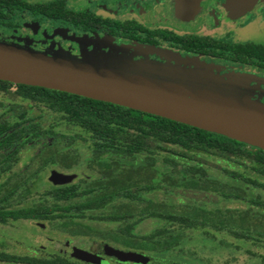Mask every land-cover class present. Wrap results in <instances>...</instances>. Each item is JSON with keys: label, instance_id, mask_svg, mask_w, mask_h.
Masks as SVG:
<instances>
[{"label": "trees", "instance_id": "obj_1", "mask_svg": "<svg viewBox=\"0 0 264 264\" xmlns=\"http://www.w3.org/2000/svg\"><path fill=\"white\" fill-rule=\"evenodd\" d=\"M183 43L189 51L213 52L212 47H206L203 41L198 42L193 37H185ZM223 49L229 50V47ZM232 50L250 57L254 56L259 62L264 63L263 45L239 44ZM240 54L239 58L245 59ZM0 87L7 91L14 87V94L41 102L51 111L62 113L66 120L89 131L92 151L88 167L96 171L94 178L91 177V181L84 186L67 184L44 192L53 200H63L62 204L25 207L0 212V216L43 218L52 215L48 210L56 208L61 210L58 215L117 221L120 225L115 229L95 228V231L122 245L153 251L176 248L184 239L185 232L183 230L172 233L165 228H159L148 235L133 234L134 226L145 218H159L177 223L182 225L183 229L211 227L217 231L228 230L238 239L249 238L250 232H256L260 237L264 236V230H252L250 225L245 223L247 217L255 214L251 208L226 212L220 208L206 209L194 204L172 205L155 202L142 196V193L161 187L216 192L225 198L245 196L238 187L231 186L230 191H227V185L221 186L216 180L206 177L201 168L195 165H180L172 157L161 160L166 169L159 167L155 153L146 149V138L184 149L217 150L232 156L247 155L258 164L257 170L262 174L264 150L163 117L66 92L6 81H0ZM10 110L13 111L14 108L10 107ZM17 116L19 117L17 122L9 123L5 120L0 122V149L7 148L5 152L7 151L8 155L19 151L21 146L33 145L34 140L44 135L52 134L51 131L42 129L35 119L27 117L24 111ZM57 136L43 139V145L38 153L46 152L47 155L39 157V161L42 165L52 164L63 169H71L79 162L80 155L75 149L61 151L57 143L60 141L54 140ZM66 138L74 141L81 139V136L71 135ZM142 152H145V155ZM251 182L258 184L256 181ZM17 190V187L10 188L6 199ZM22 192L19 199H25L31 193V188H26ZM117 196L127 198L129 201L112 204ZM249 201L262 205L258 197H250ZM129 203H133L134 206ZM108 204H111V210L102 211ZM87 211L98 212L86 213Z\"/></svg>", "mask_w": 264, "mask_h": 264}, {"label": "flooded vegetation", "instance_id": "obj_2", "mask_svg": "<svg viewBox=\"0 0 264 264\" xmlns=\"http://www.w3.org/2000/svg\"><path fill=\"white\" fill-rule=\"evenodd\" d=\"M189 1L190 6L186 0H0V24L9 29L0 30V34L28 39L32 45L47 50H68L65 44L72 48L74 53L81 49L87 51L92 45L121 47L132 53L136 52L139 57L149 56L158 62L168 61L173 64H162L166 66L192 70L190 67L193 65L196 69H203L195 63L206 65L222 59L242 67H255L264 74L263 62H259L254 56L232 50L239 44L264 46V0ZM244 2L249 3V6ZM185 37L203 41L206 47H212L213 52L186 50L183 43ZM42 42H45L44 47L41 46ZM140 46L157 47L174 55L162 56L156 52H145ZM225 47H229V50L223 49ZM239 54L245 59H240ZM175 55L180 61L188 62L176 63ZM136 62L144 63L141 59ZM224 71L225 69L219 72V75L226 80L231 78L226 76ZM261 78L264 79V75ZM246 82V86H239L261 88L264 91L263 85L247 80ZM3 120L8 122L7 116L0 117V122ZM21 148L22 146L19 151ZM6 149H0V171L15 164L19 157V151L8 155ZM8 156L10 158H7ZM41 165L42 162H38V167ZM35 171V174L39 173L40 168ZM14 187L19 189V185L0 184V212L41 204L55 206L64 202L52 200L45 203H27V197L19 199L23 193H18L19 190L6 199L9 189ZM48 211L52 215L43 218L0 216V227L7 226L8 222L20 224L27 221L41 230L52 227L56 233L66 235L70 239L93 238L98 240L101 247L71 246L57 249L41 245L36 248H15L16 243L13 241L20 239L30 245L31 237L25 238V233L9 234L8 231L0 233V264H143L141 259L139 261L133 254L151 258L155 253L164 252L117 243L96 232V227L88 222L100 220L87 216L58 215L61 210L56 208ZM80 230L83 232H79ZM50 239L47 237V240Z\"/></svg>", "mask_w": 264, "mask_h": 264}, {"label": "rangeland", "instance_id": "obj_3", "mask_svg": "<svg viewBox=\"0 0 264 264\" xmlns=\"http://www.w3.org/2000/svg\"><path fill=\"white\" fill-rule=\"evenodd\" d=\"M244 4H247V2H244ZM247 5L249 6V3ZM244 7L245 9L247 8L246 6ZM27 19L30 20L29 17ZM0 30L9 31V29L1 24ZM0 43L156 79L176 82L182 81L187 84L192 83L178 78H172L161 72H155L151 68L138 65L136 61L141 59L149 65L153 64L160 67H162V64L173 65L171 62H158L149 56L139 57L136 52L132 53L121 47L109 48L108 46L92 45L87 50L92 52L81 49L78 50V53H74L72 48H69L65 44L68 50L57 48L47 50L32 45L28 39H19L14 35L6 34H0ZM44 43L42 42L41 46L44 47ZM191 66L190 68L192 70H196L193 65ZM223 69H225L223 73L231 77L228 78L230 82H236L239 85L246 86L248 84L246 82L247 80L264 86V79L261 78L264 74H261L262 72L255 67H242L226 60L217 59L215 63L206 64V68L203 70L212 75H216ZM201 86L233 94L248 102L264 103V99H262L264 98V91L261 88H243L239 86V88H233L226 85L209 86L206 84H202ZM13 92L14 87H10L9 91L0 87V117L7 116L8 122L14 123L19 121L17 114L24 111L27 117L35 119V121L40 123L42 129L51 131L52 134L44 135L42 138L34 140L33 145H24L19 151V157L16 163L0 171V184L4 183L7 186H14L19 183L18 193L26 188H31V193L27 196L26 201L32 204L51 202L53 200L50 196L44 194L46 190L56 187L48 181L51 169L75 174L76 179L71 183L76 185L84 186L91 181V177L94 178L96 171L94 172L88 167L92 151L90 132L81 128L76 123L66 120L62 113L51 111L45 104L22 98ZM10 107H13L14 110L11 111ZM54 135H58L54 140L60 141L57 143H59L58 145L61 151L75 149L80 155V160L77 165L73 166L69 171L52 164L38 167V162H40L39 157L47 155L46 152L38 153V150L43 145V139L51 138ZM71 135H80L81 139L71 141L66 138V136ZM146 142V149L155 153L159 167L161 166L163 169H166L167 167L161 164V160L165 157H172L180 165H195L197 168H201L205 172L206 177L216 180L221 186L227 185V191H230L231 186L238 187L245 196L244 198H225L216 192L161 187L142 193L143 197L155 202H166L172 205L194 204L206 209L220 208L226 212L251 208L255 214L247 217L245 223L250 225L252 230H264V174L257 170L258 164L250 157L247 155L232 156L217 150L184 149L176 145L156 141L152 138H146ZM53 143L55 144L56 142ZM247 149L250 151L253 150L251 148ZM142 153L145 155V152ZM36 168H40V171L34 174ZM32 174L34 175L32 176ZM251 181H256L258 184L255 185ZM250 197H258L262 205H256L250 202ZM128 201L127 198L117 196L114 198L112 204L118 202L127 203ZM129 204L134 206L133 203ZM109 210H111V204H108L102 211L107 212ZM95 212L98 211H87L86 213ZM88 222L98 229H115L120 225V222L117 221L89 220ZM6 225L0 227V233H6L8 231L9 234L25 233V238L31 237L29 240L30 245H27V241L20 239L13 241L16 243L15 248H36L41 245L56 247L57 249L70 248L71 246L101 247L98 240L93 238L74 237L70 239L66 235L56 233V231L52 230V227L41 230L27 221L21 222L20 224H11V222H8ZM159 228H165L172 233L184 230L185 237L176 248L155 253L151 258L141 254H133L139 258V261L141 259L143 264H264V236L260 237L256 232H250L248 235L249 238L247 239H238L228 230L217 231L211 227L183 229V226L177 223H170L159 218H145L134 226L132 233L135 235H148ZM47 237L51 239L47 240Z\"/></svg>", "mask_w": 264, "mask_h": 264}, {"label": "water", "instance_id": "obj_4", "mask_svg": "<svg viewBox=\"0 0 264 264\" xmlns=\"http://www.w3.org/2000/svg\"><path fill=\"white\" fill-rule=\"evenodd\" d=\"M139 48L162 56L174 55L153 46ZM175 57L176 63L188 62ZM138 65L192 83L156 79L0 43V81L112 103L264 150V103L248 102L233 94L201 86L239 88V84L219 74L207 73L205 64L195 63L204 70L160 67L145 62ZM75 178V174L53 169L48 181L53 185H65Z\"/></svg>", "mask_w": 264, "mask_h": 264}, {"label": "crops", "instance_id": "obj_5", "mask_svg": "<svg viewBox=\"0 0 264 264\" xmlns=\"http://www.w3.org/2000/svg\"><path fill=\"white\" fill-rule=\"evenodd\" d=\"M188 2V6L191 5L190 1L189 0H186ZM193 1V0H192ZM184 12V11H183ZM179 14H180V11H179Z\"/></svg>", "mask_w": 264, "mask_h": 264}]
</instances>
